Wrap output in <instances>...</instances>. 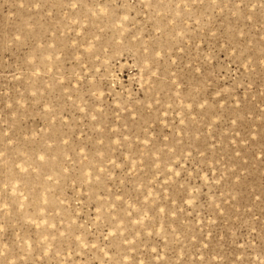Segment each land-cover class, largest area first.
I'll list each match as a JSON object with an SVG mask.
<instances>
[{"label":"rangeland","instance_id":"1","mask_svg":"<svg viewBox=\"0 0 264 264\" xmlns=\"http://www.w3.org/2000/svg\"><path fill=\"white\" fill-rule=\"evenodd\" d=\"M0 264H264V0H0Z\"/></svg>","mask_w":264,"mask_h":264}]
</instances>
